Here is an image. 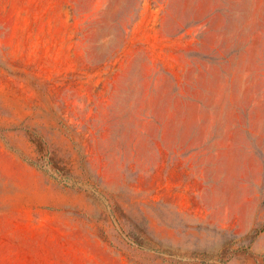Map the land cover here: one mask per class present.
<instances>
[{"label": "rangeland", "instance_id": "rangeland-1", "mask_svg": "<svg viewBox=\"0 0 264 264\" xmlns=\"http://www.w3.org/2000/svg\"><path fill=\"white\" fill-rule=\"evenodd\" d=\"M0 264H264V0H0Z\"/></svg>", "mask_w": 264, "mask_h": 264}, {"label": "trees", "instance_id": "trees-1", "mask_svg": "<svg viewBox=\"0 0 264 264\" xmlns=\"http://www.w3.org/2000/svg\"><path fill=\"white\" fill-rule=\"evenodd\" d=\"M35 142L38 148L40 149V151L45 150V144L40 138H36ZM50 162L52 163V165L56 168V170L59 173L64 174V175L70 174V169L66 165L61 164V162H59L54 156H51Z\"/></svg>", "mask_w": 264, "mask_h": 264}]
</instances>
